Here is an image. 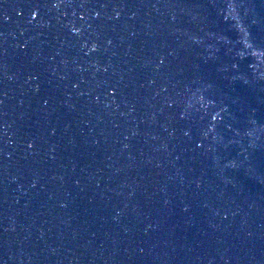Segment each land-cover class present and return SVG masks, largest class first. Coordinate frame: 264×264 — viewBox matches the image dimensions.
Segmentation results:
<instances>
[{
    "label": "water",
    "instance_id": "water-1",
    "mask_svg": "<svg viewBox=\"0 0 264 264\" xmlns=\"http://www.w3.org/2000/svg\"><path fill=\"white\" fill-rule=\"evenodd\" d=\"M0 264H264V0H0Z\"/></svg>",
    "mask_w": 264,
    "mask_h": 264
}]
</instances>
